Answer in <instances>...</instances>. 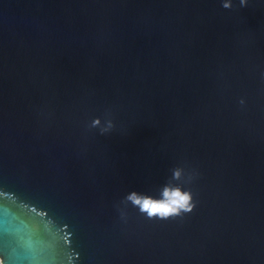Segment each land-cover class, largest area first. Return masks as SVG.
<instances>
[{
  "label": "water",
  "instance_id": "water-1",
  "mask_svg": "<svg viewBox=\"0 0 264 264\" xmlns=\"http://www.w3.org/2000/svg\"><path fill=\"white\" fill-rule=\"evenodd\" d=\"M261 70V0H0L7 264H264ZM181 163L191 213L121 203Z\"/></svg>",
  "mask_w": 264,
  "mask_h": 264
},
{
  "label": "clouds",
  "instance_id": "clouds-1",
  "mask_svg": "<svg viewBox=\"0 0 264 264\" xmlns=\"http://www.w3.org/2000/svg\"><path fill=\"white\" fill-rule=\"evenodd\" d=\"M264 3V0H261ZM220 7L230 9L233 7V0H219ZM249 0H238L239 7H246ZM261 81H264V70L259 73ZM237 103L241 106L245 101L239 99ZM87 127L97 129L99 134L104 135L113 130V121L101 123L99 118L91 119ZM170 176L164 184L159 186V194L155 197L144 196L135 190L128 191L123 196L121 203L131 205L146 220L166 221L170 218L181 217L191 213L196 207V201L193 198V192L189 187L195 176L194 171H189L184 164H177L169 169ZM121 219H124V213H121ZM76 260L79 254L75 253ZM0 264H7L2 252H0Z\"/></svg>",
  "mask_w": 264,
  "mask_h": 264
}]
</instances>
